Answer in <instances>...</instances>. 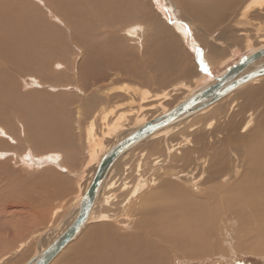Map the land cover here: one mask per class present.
<instances>
[{
	"label": "rangeland",
	"instance_id": "1",
	"mask_svg": "<svg viewBox=\"0 0 264 264\" xmlns=\"http://www.w3.org/2000/svg\"><path fill=\"white\" fill-rule=\"evenodd\" d=\"M28 1L33 6V10L36 4L38 13L54 26L49 25L50 29H46L48 31L40 30L38 26H35L32 18L27 14L29 9L27 11L23 9L25 4L29 5ZM141 1L144 2V0ZM141 1H137L139 7H142ZM147 1H149L147 8L153 15V26H158L159 33L148 37L143 49L139 50L132 45L125 48L118 42L121 34H117L115 29L134 20L122 19L121 12L112 8L110 4L108 7H111L113 12L106 11L103 4H89L88 0H67V4H73L77 8L76 12L79 15L77 19L67 16L68 27H72L73 32V39L70 40L67 35L69 32L58 23L61 22L62 16L65 17V13H61V7L54 5L52 0H0V117L10 116L14 108L17 115L19 109V113L23 115H19L16 119L19 123L15 120L18 131L22 137H28L20 138L21 143L24 142L22 145L10 141L6 145H0V150L8 153L14 150L25 155L22 156L20 165L13 159L8 162L0 160V260L3 258L0 264H25L45 249L72 220L76 201L94 169V164L90 168L86 166L89 162L87 131L95 112L109 111L114 115L125 113L129 118L123 121L124 124L122 122L124 129L127 128L123 133L130 132L140 123L141 115L146 114V118L150 119L159 110L157 108L152 112L144 111L146 107L142 106H151L156 103V100L140 103V94L143 89L154 96L166 89L172 90L174 85L184 83L190 89L189 91L181 90L178 93L177 97L181 99L185 93L197 91L210 83L225 68L249 54L252 49L264 45L263 42H258L260 40L258 36L264 37V10L255 9L246 19L242 16V10L249 0H214L211 4L208 0H184L185 9H179L178 14L169 7L167 0ZM60 2L63 1L60 0ZM60 2L57 4H61ZM123 6L130 12L132 5L129 2ZM107 12L111 13L112 19L108 18ZM137 21L142 22V19L138 17ZM25 22L29 24L24 28ZM108 25L113 28L105 29L104 27ZM11 28L18 32L12 37L10 36ZM178 28L182 30V34ZM173 33L178 37H173ZM182 35L186 38L184 42L181 41ZM13 40L16 41V46L9 43L14 42ZM24 48L33 53H22ZM64 48L66 56L62 54L60 62L62 66L59 67L60 65L57 64L59 62L49 65L55 72L65 67L66 72L45 77L46 83L57 89L42 88V92L40 90L34 95L31 94L35 89L31 79L35 81L38 79L36 77L41 75L42 64L39 61L30 67L31 61L28 62L27 59L38 61V58L43 57L51 60L53 55ZM198 53H200L199 56ZM24 56L28 58H22ZM49 59H46L47 62L50 61ZM201 61L209 64L207 68L200 64ZM263 83L264 79H261L258 84L246 85L238 92H243L252 86L258 87ZM124 85L140 93L134 94L131 89L123 92L120 87ZM42 86L45 87V85ZM9 92L14 93L12 98ZM238 92L220 100L204 113L190 116L191 119L187 120L186 125H182L184 122H181L165 133L145 140L141 143L142 146L139 144L130 150L127 157L120 159V163L116 164L117 170H114L113 178L111 177L114 179L111 181L115 183V189L106 190L107 196L111 194L117 195L118 198L122 196L119 186L128 180L130 182L127 183L132 184V187L130 186V189L126 191L127 195L133 187L145 183L144 193L141 190L131 204L135 206L149 191L152 180L176 181L172 171L178 174L191 170L192 168L182 165L183 161L180 160L179 155L174 152L168 154L172 141L184 144L187 138L192 139L195 134H200V129L203 132L202 129L206 128L209 119L206 118L207 115L220 109L224 111L227 108L226 105L235 99ZM92 94H97L98 98H93ZM262 99L264 101V97ZM176 100L166 101L165 105L172 106ZM242 101L238 100L237 105H243ZM257 106L255 110H261V113H264V105ZM257 113L255 130H262L264 117L259 115L260 112ZM112 116L109 120L113 119ZM242 117H245V114ZM197 118H202V121L198 124V129L190 132L186 127ZM226 123L225 116L216 120L212 127L213 131L223 129ZM256 125L260 129L256 128ZM95 127L96 138L99 139L102 137L99 119L95 122ZM15 135L18 136L17 133ZM113 138L115 134L103 140V146L98 155L105 151L106 145L114 143ZM218 143L215 142L212 146L219 147ZM26 144L36 149L31 150V147L29 149L24 146ZM224 144L226 148L231 146L229 143ZM186 148L187 145L180 151ZM199 150L195 157L201 154ZM34 151L38 154L35 157L32 155ZM51 152L57 156H63L66 164H63L61 168L56 167L57 163L54 168L36 166L37 160H46L45 156ZM143 153L145 155L141 157ZM152 156H160L161 161L155 164ZM174 156L179 160H176ZM207 159L211 161V158ZM139 161L142 170L137 173ZM200 164L201 160L198 161V166ZM129 168L130 171H128ZM66 171H72L74 175H69ZM195 176L197 175L189 176V178H195ZM206 177L202 173L200 184L205 186L203 181L207 180ZM181 178L185 180V177ZM189 190L196 191L191 188ZM111 198H113L112 195ZM113 203L115 204L116 201ZM56 210L58 212L54 214ZM127 214L126 210L119 211L118 221L124 222ZM121 225L119 224V227ZM226 257L210 258L207 255L197 259L186 257L177 259L174 264H264L263 257L253 254L235 253L232 257L231 255Z\"/></svg>",
	"mask_w": 264,
	"mask_h": 264
},
{
	"label": "bare ground",
	"instance_id": "2",
	"mask_svg": "<svg viewBox=\"0 0 264 264\" xmlns=\"http://www.w3.org/2000/svg\"><path fill=\"white\" fill-rule=\"evenodd\" d=\"M62 1L63 2L61 3L60 0H52V3L54 5L56 4L60 6L61 13H65V17L62 16L61 22H57L60 23L61 26L65 27V29L69 32L67 35L71 40L73 39L72 27H68V21L66 19L67 16L72 17L71 19H77L79 15L76 12L77 8L73 4H67V0ZM137 1L139 0H88V3L103 4L106 11L109 10L110 12H113L112 8L118 9L121 12L120 15L122 19H133V22H127L124 26H119L118 28L114 29L116 30L117 34H121L118 37V42L123 47L127 48L129 45H132L134 48L140 50V48L143 49L146 39L150 36L157 35L159 31L158 26H153V15L147 8L149 1L144 0V2H142L140 0L143 3L141 4L142 7H139ZM167 1L170 5L169 7H171L177 14L179 13V9H185L186 2H184V0ZM208 1V3L211 4V1L213 2L214 0ZM28 2L29 5L25 4L23 9H26V11L29 9L27 14L32 18L31 20L35 26H38L40 30L50 29L48 27L49 25L54 26L53 24H49L46 21V18L42 17L38 13L36 4H34L35 10H33V6L30 4V1ZM57 2H60L61 4H57ZM128 2L132 5L130 12L126 11V8L123 6ZM108 4H110L112 8L108 7ZM50 6L51 4L49 7ZM255 9L264 10V0H249L242 10L243 18L246 19L250 15V12ZM50 11H52V9ZM110 12H107L108 18L111 15ZM124 12L126 13L124 14ZM138 17L142 19V22L137 21ZM28 24L29 22H25L23 27L25 28ZM104 28L110 30L113 27L108 25ZM178 30L181 31L182 34V30L180 28H178ZM17 33L18 32L12 28L10 29L11 37ZM172 35L173 37H178L174 33ZM258 39H260L258 42L264 43V37L258 36ZM185 40L186 38H184L182 35L181 41L184 42ZM13 41L14 42L9 43L13 44V46H16V41ZM247 47L249 46L247 45ZM261 47H264V45ZM255 49H252V51ZM14 51L15 50H13V52ZM10 52L12 53V51ZM65 52V48L60 49L59 53L53 55L51 60L46 58L47 60H50L48 62L43 57L38 58V61H34V59L28 60V56L26 57L28 58V62L31 61L29 65L30 67L39 61H41L40 64H42V67L40 68L41 73L39 72L41 75L38 77L31 75L32 77L38 78L35 81L34 79H31L33 81L32 84L35 86V89H33V93L31 92V94L34 95L35 92H40V90L42 92V88H47V90H53L56 88L55 86L46 83L45 77H50L51 75H55V73L62 74L63 72H66L65 67L64 69H58V72H55V70H51L49 65L51 63L55 64L57 62H59L57 64L60 65V62L62 61V54L63 56H66ZM22 53L32 54L33 52L27 48H24ZM22 58H25V56ZM200 64H202L204 68H207L209 65L205 62ZM61 66L62 63L59 67ZM28 69L31 70V68ZM261 79H264V75L241 85L232 93L236 91L238 92L240 88L246 85L250 86V84H258ZM42 85H45V87ZM120 88L123 92L131 89V87L126 85ZM189 89L190 87L188 85L181 83L177 86H172V90L170 91H167L166 89L162 93L154 96L151 95L148 90L143 89L140 94V103L147 102L148 100H156V103L151 106H142L146 107L144 108V111L152 112L153 110L156 111L157 108L159 110H157L158 112H156V114L150 119L146 118V114L143 116L141 115L142 119L141 121L139 119L140 123L136 128H134V130H136L141 125L167 113L196 92L195 90L191 91L189 94L185 93L181 99H178L177 95L181 90L189 91ZM131 90L132 92L134 91V94L140 93L138 90ZM9 93L12 98L14 93ZM232 93H230L228 96H230ZM263 95L264 83L262 85H258V87L252 86L243 92H238L235 99H232L230 104L226 105L227 108H225L224 111L220 109L211 113L208 112L209 114L206 118L209 119L206 124V128L202 129L203 132L200 129V134H195L194 138L192 137V139L187 138L186 143L184 144L174 143V141H172V145H170V147L168 146V154L170 152L176 153V155L181 157L180 160L183 161L182 165L184 167L188 166V168L190 167L192 169L178 174L173 173L172 171V176L176 177L174 178L176 181L172 180L171 178V182L160 179L152 180L149 191L144 196H142L140 200L138 199L139 202H137L135 206H131V204L134 202V199L137 198L139 192L141 190L143 192V190L146 188L145 183L138 184L136 186L134 185L135 187H133V190L130 193L128 192L129 195H127L126 191L130 189L132 184L127 183L129 180L127 182H123L121 186H119L120 193L122 192V196H119V198L124 197L122 200H119L117 195L111 194L113 196V198H111V195L107 196V193H105L106 190L115 189V183H112L111 181L113 178L112 174L115 169L117 170L116 167L118 166H116V164L120 163V159H125L130 150L121 155L107 171V175L103 181V184H101L99 190L96 193L94 203L89 212L85 225L80 229L78 234L70 242H68L65 247H63V249L49 264H174L177 259H184L186 257L197 259L198 257L207 255L210 258L215 256L222 258L226 256L230 257V255L232 257V255L235 253L253 254L264 258V129L255 130L256 117L258 114L257 112H260L259 115L264 117V113H261V110H255L258 107L257 105H264V101L262 99V97H264ZM91 96L93 98H98L97 94H92ZM173 99H177L174 105H165L166 101ZM238 100H243L242 103L244 104L237 105ZM218 102L196 114H201L202 112L204 113V111L214 107V105H216ZM239 108L240 110H238ZM19 111L20 110L18 109L16 115V108H14V112L10 114V116L7 115V117H4L6 115H2L3 117H0V145H6L8 141L11 143H16L17 145H22L24 143H21L22 141L20 138H26L27 136L22 137V135L19 134L16 124V121L19 123V121L16 120L19 118L18 116L23 115L22 113H19ZM27 114L30 113L27 112ZM243 114H245V117H242ZM112 115L114 114L109 111H97L93 114L89 124L87 131L89 162H87L86 167L90 168V166L94 164V169L91 173L90 179L86 184V187L76 201L77 204L75 206L76 208L74 209L75 211L72 214V220L75 218L78 212L79 202L91 184L100 160L105 156L112 146L122 140L129 133L134 131L132 130L130 132L123 133L124 130L127 129H124L123 121L129 118L126 117L125 113H122L121 115H114V117ZM194 115H191V117ZM111 116L113 119L109 120ZM223 116H225L227 119V125H225V127L219 131L217 129H214L213 131L212 127L214 122L223 118ZM191 117L189 116L188 118L161 130L152 137L154 138V136L157 134L165 133L167 130L173 126H176L177 124H180L181 122H184L182 125H186L187 120H190ZM98 119L102 127V131H100L102 137L99 139L96 138L95 134V122ZM201 121L202 118H197L196 120H193L191 125L187 126L186 128H188L190 132H193L194 130L198 129V124H200ZM256 128H259L258 125H256ZM15 133H17L18 136H16ZM113 134H115V138H113L114 143L111 145L105 144V151L101 155H98V152H100L102 149L103 140L105 138H110ZM4 138H7V140H3ZM29 140L30 139H28V141ZM215 142H219L218 144H220V146L213 147L212 145H215ZM224 143L231 144V146H228L229 149L225 147ZM142 145L143 144H141V146ZM186 145L187 148L184 151H180L182 147ZM24 146L29 147V149L31 147V150L36 149L29 144ZM198 150L201 154L198 157H195L194 155L198 153ZM36 151H34L35 153H32L33 157L38 155L36 154ZM52 153L53 152L47 154L48 156H45L47 157L46 160H37L36 162L38 163L36 166L54 168V165L57 163L56 167L61 168L63 164H66L63 156H57L56 154ZM0 155V160L8 162L9 160L13 159L18 165H20L19 163H21L24 153L19 154L14 150H11L8 153L4 150H0ZM144 155V153L141 154V157ZM160 156H152L155 164H158L161 161ZM208 157L211 158L210 162L207 159ZM199 160H201L200 166H198ZM141 170L142 168L139 161L136 172L139 173ZM128 171H130V168ZM66 172L69 175H74V172L72 173V171ZM180 172H182V170ZM202 173L204 176H207V180L205 182L203 181L205 186L200 184V181L202 180ZM194 175L197 176H195V178H189V176ZM138 176L140 175L138 174ZM182 176L185 177V180L181 178ZM189 188L196 191L191 192ZM124 195L127 196L125 197ZM114 201H116L115 204L113 203ZM125 210L128 212V214L124 218L125 221H121L120 223L117 219L119 216V211L124 212ZM57 212L58 210L54 211V214H57ZM72 220L65 225L64 229L62 228L63 231L70 225ZM118 222L119 224H122L121 226L123 227H119ZM63 231H59L60 233L58 236ZM56 238H54V240Z\"/></svg>",
	"mask_w": 264,
	"mask_h": 264
},
{
	"label": "water",
	"instance_id": "3",
	"mask_svg": "<svg viewBox=\"0 0 264 264\" xmlns=\"http://www.w3.org/2000/svg\"><path fill=\"white\" fill-rule=\"evenodd\" d=\"M263 75L264 47H261L232 63L214 80L198 89L193 95L167 113L141 125L117 142L100 160L91 184L80 200L78 212L70 225L41 253H38L25 264H49L63 247L78 234L88 219L96 193L103 184L107 171L121 155L145 139H149L161 130L202 111L228 96L241 85Z\"/></svg>",
	"mask_w": 264,
	"mask_h": 264
},
{
	"label": "snow or ice",
	"instance_id": "4",
	"mask_svg": "<svg viewBox=\"0 0 264 264\" xmlns=\"http://www.w3.org/2000/svg\"><path fill=\"white\" fill-rule=\"evenodd\" d=\"M200 55V53H198V56ZM201 63H203L202 61H201ZM206 70V69H205Z\"/></svg>",
	"mask_w": 264,
	"mask_h": 264
}]
</instances>
